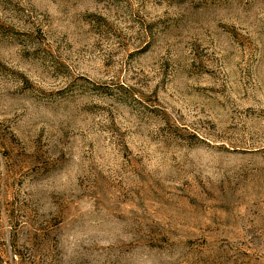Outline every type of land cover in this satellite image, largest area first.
Returning a JSON list of instances; mask_svg holds the SVG:
<instances>
[{
  "label": "rangeland",
  "instance_id": "obj_1",
  "mask_svg": "<svg viewBox=\"0 0 264 264\" xmlns=\"http://www.w3.org/2000/svg\"><path fill=\"white\" fill-rule=\"evenodd\" d=\"M0 264H264V0H0Z\"/></svg>",
  "mask_w": 264,
  "mask_h": 264
}]
</instances>
